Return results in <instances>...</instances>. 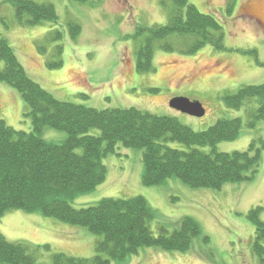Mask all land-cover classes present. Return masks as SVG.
Returning <instances> with one entry per match:
<instances>
[{"label": "rangeland", "instance_id": "374dc122", "mask_svg": "<svg viewBox=\"0 0 264 264\" xmlns=\"http://www.w3.org/2000/svg\"><path fill=\"white\" fill-rule=\"evenodd\" d=\"M35 1L52 3L58 12L57 20L35 25L20 23L14 5L0 0V34L8 39L27 73L57 99L98 109L136 107L177 117L195 131H204L221 118H243L245 124L237 138L215 146H196L207 152L243 151L253 140L264 139V120L259 119L250 127L246 123V106L237 109L224 99L244 85L264 84V0H230L231 13L226 0H186L188 5L218 18L224 33L223 49L207 43L192 51L199 39L197 35L171 34L156 43L152 68L147 71L137 68V51L145 40V34L137 35L139 28L169 24L179 13L186 14V4L180 5L177 0ZM71 21L82 26L76 40L71 39L68 29ZM57 30L63 37L54 40ZM164 42H169L172 49L161 47ZM60 44L61 55L57 51ZM41 46L46 49L41 51ZM60 58L61 66L48 65ZM176 97L199 101L205 114L197 116L173 107L170 100ZM26 108L21 93L0 82V120L16 129L31 131ZM90 133L99 134L100 130L94 127ZM42 136L61 142L67 133L46 126ZM167 144L189 149L179 141L170 140ZM102 161L107 167L106 179L92 191L72 198L74 207H86L106 197L141 195L155 211L149 222L155 234L163 225L173 231L185 216L193 217L202 229V236L195 237L187 251L147 246L127 260H113L111 264H260L253 251L255 223L249 211L262 206L260 219L264 220V149L253 179L227 182L220 189L191 187L178 177L167 178L158 185L143 184L142 148L119 143L117 152H109ZM9 214L28 213L7 212L6 221L5 215L0 218L1 232L9 241L32 245L30 252L43 264H51L57 252L81 257L95 254L94 242L100 236L85 227L41 215L42 224L53 225L45 230L17 225L21 223ZM29 215L36 217L31 223L37 222L38 213ZM62 224L77 229L66 234L64 229L55 227ZM204 236H208V241H204ZM44 237L47 241L33 240Z\"/></svg>", "mask_w": 264, "mask_h": 264}, {"label": "trees", "instance_id": "16d2710c", "mask_svg": "<svg viewBox=\"0 0 264 264\" xmlns=\"http://www.w3.org/2000/svg\"><path fill=\"white\" fill-rule=\"evenodd\" d=\"M15 7L20 23L35 25L57 20L58 12L50 2L35 0H6ZM85 1V0H78ZM186 14L179 13L167 25L141 27L137 35L145 40L137 51V68H152L154 47L171 34L191 33L199 37L191 49L211 43L223 49V27L213 14L201 12L186 0ZM228 12L233 4L226 0ZM68 29L72 40L81 33L82 26L71 21ZM55 31L54 40L62 39ZM172 49L169 42L160 43ZM41 51L44 46L39 47ZM58 54L63 45L57 46ZM60 58L48 62L59 67ZM0 82L15 87L27 104L25 116L30 118L32 130L25 131L0 120V218L11 210L38 213L60 221L87 228L100 237L94 242L91 257L53 254L51 264H111L125 261L139 249L156 246L165 250L187 251L193 239L202 236L200 224L191 216L180 219L179 226L170 231L161 226L158 234L149 222L155 211L141 195L129 198L106 197L86 207L77 208L71 199L92 191L107 177L102 159L109 152H117L118 144L142 148L144 172L142 183L158 185L167 178L178 177L191 187L220 189L227 182L251 180L258 171L264 139L253 140L243 151L211 152L197 145L215 146L218 142L239 136L245 124L242 117L221 118L204 131H195L177 117L158 115L136 107L98 109L82 103L62 101L42 87L26 71L8 39L0 34ZM226 103L240 109L246 106L247 124L254 127L264 120V84L244 85L236 93L224 96ZM64 130L67 137L50 141L42 136L44 127ZM99 134H91L92 128ZM179 141L189 149H178L167 144ZM82 148V151H78ZM262 206L249 211L255 223L253 251L264 264V220L260 219ZM208 241V236H204ZM28 242L9 241L0 230L1 264H43L30 252ZM44 246L49 247L48 244Z\"/></svg>", "mask_w": 264, "mask_h": 264}, {"label": "crops", "instance_id": "0c3cea01", "mask_svg": "<svg viewBox=\"0 0 264 264\" xmlns=\"http://www.w3.org/2000/svg\"><path fill=\"white\" fill-rule=\"evenodd\" d=\"M29 214H31V213H28V214H18V216H15L14 214H9V216L11 217V218H13V219H16V220H18V222H20L21 224H17V225H24V224H27V225H32V226H37V227H40V228H43V229H47V230H50V228H52L53 227V225L52 224H50V223H45V224H42L41 223V221H42V219L44 218L43 216H41V214H38V216H37V222H33V223H31V219L32 218H36V217H34V216H30ZM6 215L3 217V219L6 221ZM13 223H15V221H13L11 224H13ZM55 227H57L58 229H64L65 231H66V234L68 233V232H73V231H75V229H77V228H73L74 226H71V227H69V226H65V225H63L62 224V226H55ZM42 230V229H41ZM45 231H43L42 230V233H44ZM33 240H36V241H47V239L44 237V238H39V239H33ZM94 247V246H93ZM62 248V247H61ZM62 249H64V248H62ZM65 250H68V249H65ZM68 251H70V250H68ZM69 255H72V254H69Z\"/></svg>", "mask_w": 264, "mask_h": 264}, {"label": "water", "instance_id": "95a60500", "mask_svg": "<svg viewBox=\"0 0 264 264\" xmlns=\"http://www.w3.org/2000/svg\"><path fill=\"white\" fill-rule=\"evenodd\" d=\"M170 104L193 115L202 116L205 114L206 110L204 106L199 101H192L188 98L176 97L170 100Z\"/></svg>", "mask_w": 264, "mask_h": 264}]
</instances>
